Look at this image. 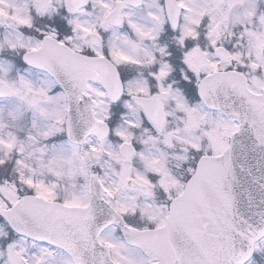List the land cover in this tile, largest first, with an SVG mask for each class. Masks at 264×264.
<instances>
[{"label": "snow or ice", "instance_id": "obj_1", "mask_svg": "<svg viewBox=\"0 0 264 264\" xmlns=\"http://www.w3.org/2000/svg\"><path fill=\"white\" fill-rule=\"evenodd\" d=\"M0 264H264V0H0Z\"/></svg>", "mask_w": 264, "mask_h": 264}]
</instances>
